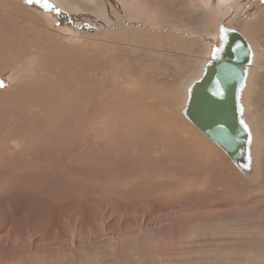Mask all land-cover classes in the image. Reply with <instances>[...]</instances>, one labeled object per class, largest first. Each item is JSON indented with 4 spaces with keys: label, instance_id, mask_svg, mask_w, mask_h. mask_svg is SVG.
Here are the masks:
<instances>
[{
    "label": "rangeland",
    "instance_id": "374dc122",
    "mask_svg": "<svg viewBox=\"0 0 264 264\" xmlns=\"http://www.w3.org/2000/svg\"><path fill=\"white\" fill-rule=\"evenodd\" d=\"M63 2L20 0L78 52L43 71L61 91L34 72L33 48L0 55V91L20 96L0 103V264H264V0H101L105 11ZM243 12L257 28L235 18ZM214 26L255 53L238 99L251 165L211 144L180 105ZM38 92L46 100L31 102Z\"/></svg>",
    "mask_w": 264,
    "mask_h": 264
},
{
    "label": "bare ground",
    "instance_id": "6f19581e",
    "mask_svg": "<svg viewBox=\"0 0 264 264\" xmlns=\"http://www.w3.org/2000/svg\"><path fill=\"white\" fill-rule=\"evenodd\" d=\"M57 4H60L62 5L64 2L63 0H54ZM66 1L67 3H71L78 7H81L82 9H89V10H93V11H99L103 8V4L101 3V0H98L96 3H91V5H89L88 3H86L85 1H79V0H64ZM213 1V0H212ZM22 2V1H21ZM209 2V1H208ZM214 4V3H213ZM66 5V4H65ZM212 8V7H211ZM240 8V7H239ZM28 8H26V5H23L20 3V0H14L13 2L11 0H9L8 3L4 4V3H1V6H0V55L2 53L4 54H7V57L10 58L11 56L14 57L15 59L17 57L20 56V54L22 52H25L26 54V51L25 50H29V48H33V50H29V54H34V60L32 61V64H33V69H34V72L37 71V75L41 76H44L42 79L45 83V86L47 87V90H50V91H54L55 89V86H54V82L55 81L54 79L52 80H49L48 78L46 79L45 78V75L46 73L43 71L44 70H47L46 72L48 73L51 72V70L53 69H56L57 68V65H60L62 63H65L64 61H66V63H69L70 61L72 60H77L76 57H77V54L78 52H76L75 50H67L65 48H63L61 46V41H57L55 40L56 39V31H53L51 28L49 30H51L52 32L49 33L48 29V33L45 31V29H43V24L40 22L41 20H39V22L41 24H39V22H37L36 20L38 19V14L36 12V16L35 17H30L31 15L29 14V18L26 17V15L24 14V11L27 10ZM30 10V9H29ZM208 10V9H207ZM246 10V9H245ZM249 10V9H248ZM102 11H105V9H102ZM242 11V10H241ZM39 12V11H38ZM48 12V11H47ZM207 13V12H206ZM205 13V14H206ZM237 14V13H236ZM234 14V15H236ZM215 15V13H214ZM213 15V16H214ZM218 15V14H217ZM250 12H247V13H242L240 14V16H237L235 18H242L244 17V19H246L247 21H249V25L253 28H257V26L254 25V20H252V17H250ZM216 16V15H215ZM234 19V18H233ZM244 21V20H243ZM29 22H31V25L32 23L34 24V26H29L30 24H28ZM239 23V22H238ZM137 24V23H136ZM248 24V23H247ZM47 25V24H46ZM28 27V29L26 28ZM249 27V26H248ZM250 27V28H251ZM45 28V27H44ZM252 31V29H251ZM260 31V29H259ZM42 33H47V34H42ZM239 33V32H238ZM211 36L209 37V46H208V49H207V52L206 54L203 55L204 58H202V63L201 65L197 68V72L195 73V75L193 77H191L190 79H188L186 81L185 84H183V87H184V98H183V101H182V107L185 106V113L189 115V109H190V103L191 101L193 100L192 98V95H193V92H194V89L197 88V86L199 85V91L202 89L201 87L205 86L207 83H208V71L210 69V67L212 65H214V61H220V62H223L224 61V58H222V56L227 53L228 49H227V45H228V37H227V34H226V31L224 28L220 27V26H217V27H213L212 28V32H211ZM244 41L246 42L247 46H248V49L250 50V46H249V43L248 41L246 40L245 36L242 35L241 33H239ZM47 35V36H46ZM50 36H53V38H50ZM260 37H261V34H260ZM195 38V37H194ZM134 45V44H133ZM68 48V47H67ZM27 50V51H28ZM130 50V49H129ZM237 53L239 52V49H237L236 51ZM62 54V55H61ZM28 55V54H27ZM65 55V56H63ZM254 55L255 53L254 52H250L248 53V61H247V64H246V71L247 72H251L253 70H257L258 66L255 65V64H252L253 63V60H255L254 58ZM219 56H221V58H219ZM1 57V56H0ZM29 57V56H28ZM2 58V57H1ZM0 58V59H1ZM66 58V59H65ZM32 59V57H31ZM3 60V59H2ZM7 60V59H6ZM80 60V59H79ZM81 64V69H85L87 66H88V62H86L84 59L83 60H80V62H78ZM2 65V64H1ZM3 68V67H2ZM31 68V70H33ZM260 68V67H259ZM29 71V70H28ZM262 71V70H261ZM28 73V72H27ZM19 75V74H18ZM38 76V77H39ZM48 76V75H47ZM19 77V76H18ZM35 77V76H34ZM17 78V76L15 77ZM24 78V77H23ZM245 78V77H243ZM39 79V78H38ZM21 80V79H20ZM23 81V79H22ZM65 81V80H64ZM41 82V83H42ZM248 82H249V78L247 77L245 80H242L241 81V84L239 86V88L237 89V105H238V99H239V95L241 93V91H245L247 86H248ZM62 84V83H61ZM12 87V86H11ZM17 87V86H16ZM57 87V86H56ZM62 87V86H61ZM89 87V86H88ZM11 90V89H10ZM19 90V89H18ZM63 90V89H62ZM17 91V90H15ZM59 91H61L58 87L55 89L54 92L58 93ZM198 91V92H199ZM18 92V91H17ZM40 92V91H39ZM38 92V95H32L31 97V102L32 101H37L38 98H42L43 102L46 100L45 97H46V94L44 93L43 95L42 94H39ZM96 92H98V89L94 92L96 94ZM22 93V92H21ZM20 93V94H21ZM93 93V94H94ZM16 98H15V96ZM87 95V94H86ZM20 97V96H18ZM17 97V93L13 94L11 91H9L8 93H5L4 91H0V103L4 104V102H6L7 104H9L11 107V105H13L14 102H18L19 101V98ZM119 97V96H118ZM49 98V97H48ZM98 98V97H97ZM96 98V99H97ZM111 98H112V95H111ZM115 98V97H114ZM125 98V97H124ZM45 99V100H44ZM108 99V98H107ZM110 99V98H109ZM117 99V98H115ZM120 99V98H119ZM39 100V99H38ZM41 100V99H40ZM82 100V99H81ZM105 100V99H103ZM134 100V99H133ZM79 101V100H78ZM101 101V100H100ZM40 102V101H39ZM121 103V102H119ZM118 103V104H119ZM6 104V105H7ZM33 104V103H31ZM131 105V103H129ZM1 105V104H0ZM8 106V105H7ZM127 106V105H126ZM4 109H5V106L3 105ZM122 107V106H121ZM109 108V107H108ZM2 109V108H1ZM7 109V108H6ZM5 109V110H6ZM9 109V108H8ZM7 109V110H8ZM19 109V108H18ZM115 109V108H114ZM118 109V108H116ZM5 110L2 109V111L5 112ZM13 110V109H12ZM64 110V109H63ZM129 110H135L134 107H131ZM239 110V109H238ZM17 111V110H15ZM151 111V110H150ZM150 111H145L143 112L142 115L146 114L147 116L146 117H150L148 116V112ZM7 112V111H6ZM26 112V111H25ZM135 112V111H134ZM123 113V112H122ZM11 114V113H10ZM15 114V112H14ZM139 114V113H138ZM13 115V114H12ZM54 115V114H53ZM69 115V114H68ZM122 115V114H121ZM127 115V114H126ZM7 116V114H6ZM2 117V116H1ZM55 116H53L54 118ZM167 117V116H166ZM3 118V117H2ZM1 118V119H2ZM5 120H6V117H4ZM141 118V117H140ZM139 118V119H140ZM110 119V118H109ZM127 119V118H126ZM158 118H153L152 121L150 122H153V121H157V122H160V125H165V124H168L166 127H170L172 125V123H175L174 121H168L166 120L165 122H163L162 120H157ZM130 120V119H128ZM136 120V119H135ZM143 120V119H142ZM146 120V119H144ZM143 120V121H144ZM4 121V120H2ZM84 121V120H83ZM127 121V120H126ZM21 122V121H20ZM25 122V121H24ZM27 122V121H26ZM79 122V121H78ZM85 122V121H84ZM132 122V121H131ZM60 123V122H59ZM129 123V122H128ZM134 123V122H132ZM27 124V127L28 126V123ZM58 123H56L57 125ZM69 124V123H68ZM9 125V124H8ZM22 125V124H21ZM25 125V124H24ZM31 125V124H30ZM137 125V124H136ZM135 125V126H136ZM1 126V125H0ZM66 126V125H65ZM133 128L134 127V124L132 125ZM7 127V126H6ZM11 127V126H10ZM20 127V126H19ZM18 127V128H19ZM22 127L24 128V126L22 125ZM56 127V126H55ZM71 127V125H70ZM141 128V125L139 126ZM17 128V127H15ZM17 128V129H18ZM30 128V127H29ZM132 128V129H133ZM2 129V128H1ZM76 129V128H75ZM170 129V128H169ZM198 129V128H197ZM4 130V129H3ZM24 130V129H22ZM47 130V129H46ZM71 130V128H70ZM74 130V129H73ZM1 131V130H0ZM8 131V130H7ZM69 131V130H68ZM165 131V130H164ZM198 131L201 133L202 136H204L206 139L209 140V142L211 144H213L215 147H217L218 145L213 142L211 139H209V137L207 135H205L200 129H198ZM52 132V131H51ZM7 132L3 133V134H6ZM20 133V132H19ZM46 133V132H45ZM53 133V132H52ZM71 133V132H70ZM153 133V132H152ZM151 133V134H152ZM157 133V132H156ZM155 135H159V133H157ZM18 134V133H17ZM25 134V133H24ZM35 134V133H34ZM40 134V133H39ZM69 134V132H68ZM150 134V133H149ZM147 134V135H149ZM2 135V134H1ZM0 135V137H1ZM47 135V134H46ZM61 136V135H60ZM146 136V135H144ZM2 137H5L4 135ZM12 137V136H11ZM47 137V136H46ZM45 137V138H46ZM163 137V134L160 135V138ZM7 138V137H5ZM10 138V137H9ZM53 138V137H52ZM63 138V137H62ZM66 138V137H65ZM136 138V137H135ZM159 138V139H160ZM1 139V138H0ZM29 139V138H28ZM30 139H31V136H30ZM37 139V138H36ZM75 139V138H74ZM189 138H187L184 142V145L182 144L183 148L185 149H189L191 148V141L188 140ZM255 139H256V136H255ZM7 140V139H6ZM21 140V139H20ZM39 140V139H37ZM43 140V139H42ZM49 140V139H48ZM63 140V139H62ZM164 140H167V136H165ZM194 140V139H193ZM4 141V140H3ZM59 141V140H56V142ZM66 141V140H65ZM68 141V140H67ZM171 141V139H170ZM34 142V141H32ZM45 142V141H44ZM21 143V142H20ZM50 143V141H49ZM68 143V142H67ZM75 143V142H73ZM87 143V142H86ZM194 143V142H193ZM199 143V142H198ZM207 143V142H206ZM2 144V143H1ZM51 144V143H50ZM82 144V143H81ZM139 144V143H137ZM201 144V143H200ZM208 144V143H207ZM262 144V143H261ZM44 145V144H43ZM73 145V144H72ZM244 158L241 160V163L242 165L243 164H246L248 162V164L251 165V163H253L254 160H252L253 156H254V152H251V151H256V147L255 145H253L252 147L250 146H246V139H244ZM57 146V144H56ZM71 146V145H70ZM87 146V145H85ZM100 146V145H99ZM259 146V145H258ZM261 146V145H260ZM20 147V146H19ZM30 147V146H29ZM39 147V146H38ZM49 147V146H48ZM60 147V146H59ZM98 147V146H96ZM219 147V146H218ZM22 148V147H21ZM35 148V147H34ZM45 148V147H44ZM50 148V147H49ZM54 148V147H53ZM63 148V147H61ZM76 148V147H75ZM83 148V147H82ZM87 148V147H86ZM112 148V147H111ZM114 148V147H113ZM136 147H134L135 149ZM138 148V147H137ZM33 149V148H32ZM46 149V148H45ZM44 149V150H45ZM66 148H64L65 150ZM67 149H70V147H68ZM66 149V150H67ZM85 149V148H84ZM99 149L96 148V150ZM139 149V148H138ZM260 149V148H259ZM53 150V149H52ZM59 150V149H58ZM140 150V149H139ZM4 151V150H3ZM27 151V150H26ZM42 151V150H41ZM50 151V150H49ZM60 151V150H59ZM63 151V150H62ZM82 151V150H81ZM98 151V150H97ZM258 151H263L262 148ZM46 153H48V151H46ZM75 153V151H74ZM73 153V154H74ZM82 153V152H80ZM62 154V153H61ZM60 154V155H61ZM76 154V153H75ZM3 155V154H2ZM77 155V154H76ZM54 156V155H52ZM63 157V156H62ZM51 159V158H50ZM59 159V158H58ZM76 159V158H75ZM249 160H252L250 163H249ZM61 160V159H59ZM247 161V162H246ZM44 163V162H43ZM197 164V163H196ZM45 165V164H44ZM61 165V164H60ZM71 165V164H70ZM69 166V165H68ZM249 166V165H248ZM46 167V166H45ZM14 169V168H13ZM20 170V169H19ZM33 170V169H32ZM53 170V169H52ZM50 171V170H49ZM55 172V171H54ZM62 174V173H61ZM59 177V176H58ZM25 185V184H24ZM43 187V186H42ZM44 200V199H43ZM3 209V208H2ZM21 219V218H20ZM5 221V220H4ZM29 238V237H28ZM7 239V238H6ZM3 240V239H2ZM19 243V242H18Z\"/></svg>",
    "mask_w": 264,
    "mask_h": 264
},
{
    "label": "water",
    "instance_id": "95a60500",
    "mask_svg": "<svg viewBox=\"0 0 264 264\" xmlns=\"http://www.w3.org/2000/svg\"><path fill=\"white\" fill-rule=\"evenodd\" d=\"M226 34L229 39L228 51L222 56L224 61H214L207 74L208 78L214 81L221 77L219 83L216 81L217 93L210 97L212 85L206 84L200 91L198 85L194 89L187 116L237 163L244 156L245 139L238 117L237 89L244 77L249 49L238 32L226 31ZM199 107L204 110L197 115L196 110Z\"/></svg>",
    "mask_w": 264,
    "mask_h": 264
},
{
    "label": "snow or ice",
    "instance_id": "6c2138e0",
    "mask_svg": "<svg viewBox=\"0 0 264 264\" xmlns=\"http://www.w3.org/2000/svg\"><path fill=\"white\" fill-rule=\"evenodd\" d=\"M45 6H47V5H45ZM0 86H2V85H0Z\"/></svg>",
    "mask_w": 264,
    "mask_h": 264
}]
</instances>
